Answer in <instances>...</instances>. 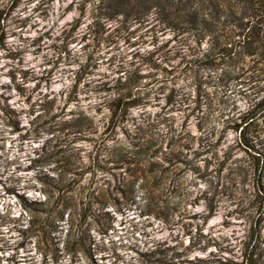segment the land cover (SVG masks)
<instances>
[{
    "label": "rangeland",
    "instance_id": "rangeland-1",
    "mask_svg": "<svg viewBox=\"0 0 264 264\" xmlns=\"http://www.w3.org/2000/svg\"><path fill=\"white\" fill-rule=\"evenodd\" d=\"M175 2L0 0V264H145L165 243L190 245L185 264H264L260 26ZM118 99L134 106L115 123ZM61 179L65 221L25 208L55 205Z\"/></svg>",
    "mask_w": 264,
    "mask_h": 264
},
{
    "label": "trees",
    "instance_id": "trees-1",
    "mask_svg": "<svg viewBox=\"0 0 264 264\" xmlns=\"http://www.w3.org/2000/svg\"><path fill=\"white\" fill-rule=\"evenodd\" d=\"M213 5L215 4L219 9H229L231 12L239 11L240 7H245L250 13V17L253 18V23L250 24L260 26V34H258L257 42L262 43V56L264 58V0H208ZM111 8L116 11L118 15H125L128 10H133L135 14H143V10H149L151 8L162 7L163 4H166L169 7L176 8L175 0H112ZM132 2L135 5L131 6ZM189 2V0H188ZM130 8V9H129ZM236 10V11H235ZM245 24L244 26L241 25L240 28L242 30H246L250 25ZM239 37H244L243 40L245 41L248 35L240 34ZM241 42V41H240ZM134 105H127L125 99H118L113 105L111 112H112V121L116 123V119L119 118V113L124 112L128 108ZM241 140L245 146L248 147L244 134L241 132ZM258 173V184L262 185L264 182V165L263 163L259 162L257 167ZM72 191V187L69 183H65L62 179L58 181V184L55 186V194H57L56 204L50 205L49 199H39L35 200L31 203L27 202V200H23V205L29 212H33L32 207H41L42 211L41 214L45 215L46 218H52L54 223L65 221L66 214L69 210H71L70 205H67L66 199L69 196V193ZM50 205V206H49ZM91 206L90 205H83L80 208V211H77L75 208V212L71 213L69 217L70 220L68 224L70 228L74 225V218L76 219L79 216L81 222H85L88 217L90 216ZM76 216V217H75ZM72 230L68 231V235H70ZM191 251L190 245L185 249H179L178 246H171L167 243L165 244H157L150 248L146 253L142 256L144 257L145 264H185L184 256H186V251Z\"/></svg>",
    "mask_w": 264,
    "mask_h": 264
}]
</instances>
